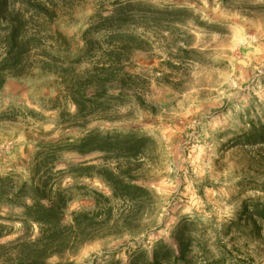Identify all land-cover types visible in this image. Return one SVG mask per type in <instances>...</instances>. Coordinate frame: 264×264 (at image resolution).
<instances>
[{"label":"rangeland","instance_id":"374dc122","mask_svg":"<svg viewBox=\"0 0 264 264\" xmlns=\"http://www.w3.org/2000/svg\"><path fill=\"white\" fill-rule=\"evenodd\" d=\"M115 1L64 0L55 26L80 48L98 7L109 13ZM144 3L188 13L182 24L167 28L152 22L131 27L144 43L126 69L141 78L146 106L129 121L93 126L147 135L152 152L136 174L137 184L150 191L148 203L133 219L115 204L105 229L96 219L82 235L64 232L79 239L52 247L46 258L40 255L44 231L24 223L18 208L0 204V264H125L138 247L150 254L159 240L172 244L181 222H192L188 230L195 240H206L211 252L207 257L196 251L192 264L220 252L224 264H264V221L251 215V206L264 199V143L247 142L264 122V0ZM53 96V80L37 73L10 79L0 91V176L28 180L40 145L75 137L61 110H52ZM101 164L99 154L60 153L51 177L69 199L65 226L73 213L92 212L95 192L111 197L94 173L83 177L72 169Z\"/></svg>","mask_w":264,"mask_h":264},{"label":"trees","instance_id":"16d2710c","mask_svg":"<svg viewBox=\"0 0 264 264\" xmlns=\"http://www.w3.org/2000/svg\"><path fill=\"white\" fill-rule=\"evenodd\" d=\"M144 1L117 0L109 13L101 4L81 33L82 46L78 48L55 26L64 0H0V91L10 79L21 80L34 73L51 78L52 110H61L65 125L75 131V137L40 145L28 180L0 176V204L18 208L24 223L44 231L42 258L52 247L60 249L68 243L71 238L64 232L82 235L95 227L96 219L103 222L99 230L105 229L115 204L123 207L125 218L133 219L148 203L150 191L137 184L136 174L141 161L152 152L147 135L134 128L93 126L129 121L135 111L146 106L141 78L126 69L131 54L142 51L144 43L131 27L152 22L167 28L182 24L181 17L188 13L178 7L159 10ZM181 53L188 54L186 50ZM67 107L73 108V113L67 112ZM247 142L264 143V122L256 126V136ZM62 152L81 157L99 154L103 164L72 169L83 177L94 173L111 192L109 198L95 192L92 212L73 213L69 226L63 224L69 199L55 189L51 177ZM251 208V215L264 221V199ZM192 224L181 222L172 232L173 243L159 240L150 254L136 248L125 264H192L200 249L208 257L211 252L206 240H195L188 230ZM75 237L71 241L79 239V235ZM225 257L220 252L204 264H224Z\"/></svg>","mask_w":264,"mask_h":264}]
</instances>
